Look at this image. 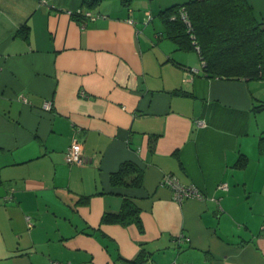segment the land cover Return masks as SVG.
I'll list each match as a JSON object with an SVG mask.
<instances>
[{"label": "crops", "instance_id": "1", "mask_svg": "<svg viewBox=\"0 0 264 264\" xmlns=\"http://www.w3.org/2000/svg\"><path fill=\"white\" fill-rule=\"evenodd\" d=\"M84 1L0 0V264H264V79L209 76L168 36L189 0ZM123 161L140 186L110 184ZM124 198L141 231L101 223Z\"/></svg>", "mask_w": 264, "mask_h": 264}, {"label": "trees", "instance_id": "2", "mask_svg": "<svg viewBox=\"0 0 264 264\" xmlns=\"http://www.w3.org/2000/svg\"><path fill=\"white\" fill-rule=\"evenodd\" d=\"M98 1L84 2L91 7ZM180 10L185 12L189 26L180 17ZM71 15L84 17L76 11ZM160 15L173 31L168 36L182 49L197 51L209 76L264 79V23L253 19L245 0H189L160 11ZM24 28L27 30L26 25ZM255 108L264 109V102ZM259 148L264 152V137L259 140ZM246 160L241 155L238 166H243ZM142 178L143 172L135 163L123 161L109 180L112 186L137 187ZM100 221L123 226L135 224L140 231L143 229L139 209L125 198L117 212H104Z\"/></svg>", "mask_w": 264, "mask_h": 264}, {"label": "built area", "instance_id": "3", "mask_svg": "<svg viewBox=\"0 0 264 264\" xmlns=\"http://www.w3.org/2000/svg\"><path fill=\"white\" fill-rule=\"evenodd\" d=\"M77 13H82L84 18H93L94 15L90 11H82V9H77ZM180 17L186 22V24L189 26V22L186 19V14L183 10H180ZM190 31V30H189ZM191 37L193 38V35L191 34ZM202 65L204 64V61L201 60ZM197 126H204L205 123L202 120L196 121ZM65 161L69 164H83L86 162L85 157L83 156L82 149L80 142L78 139L73 138L70 142V144L66 147L65 152ZM162 184L168 185L171 187L173 191V198L177 202H181L184 198L188 197H195V198H203V193L200 192V190L192 185V184H182L177 177H175L172 174H166L162 178ZM221 187L225 188V184L220 185ZM27 225L31 226L32 221L29 216L26 217ZM171 264H178L175 261H173Z\"/></svg>", "mask_w": 264, "mask_h": 264}]
</instances>
